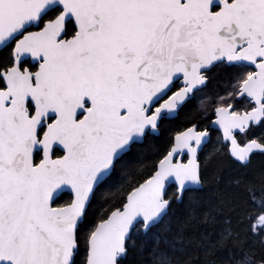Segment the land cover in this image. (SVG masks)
Listing matches in <instances>:
<instances>
[{
	"label": "snow or ice",
	"instance_id": "1",
	"mask_svg": "<svg viewBox=\"0 0 264 264\" xmlns=\"http://www.w3.org/2000/svg\"><path fill=\"white\" fill-rule=\"evenodd\" d=\"M257 128L264 0H0V264H264Z\"/></svg>",
	"mask_w": 264,
	"mask_h": 264
},
{
	"label": "trees",
	"instance_id": "2",
	"mask_svg": "<svg viewBox=\"0 0 264 264\" xmlns=\"http://www.w3.org/2000/svg\"><path fill=\"white\" fill-rule=\"evenodd\" d=\"M260 134V129H257L254 132V135H259ZM216 145V136L214 135L212 138V142L209 145V148L211 149ZM215 166L222 168L226 174H236L238 165H236L231 159L224 158L222 160H219L215 162ZM260 168H264V154H256L252 165H250L249 172L259 170Z\"/></svg>",
	"mask_w": 264,
	"mask_h": 264
},
{
	"label": "flooded vegetation",
	"instance_id": "3",
	"mask_svg": "<svg viewBox=\"0 0 264 264\" xmlns=\"http://www.w3.org/2000/svg\"><path fill=\"white\" fill-rule=\"evenodd\" d=\"M257 129H259V128H257ZM257 129H255L254 132H255ZM261 132H264V129H260V134H261ZM244 138H246V137L241 136V137H240V140H241V141H244ZM246 139H247V138H246Z\"/></svg>",
	"mask_w": 264,
	"mask_h": 264
},
{
	"label": "rangeland",
	"instance_id": "4",
	"mask_svg": "<svg viewBox=\"0 0 264 264\" xmlns=\"http://www.w3.org/2000/svg\"><path fill=\"white\" fill-rule=\"evenodd\" d=\"M244 140H246V138H244Z\"/></svg>",
	"mask_w": 264,
	"mask_h": 264
}]
</instances>
